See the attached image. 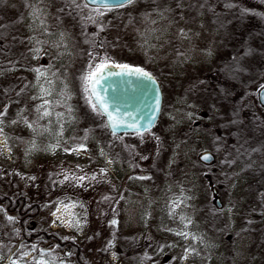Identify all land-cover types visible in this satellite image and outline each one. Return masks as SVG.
Returning a JSON list of instances; mask_svg holds the SVG:
<instances>
[{
	"label": "rangeland",
	"instance_id": "1",
	"mask_svg": "<svg viewBox=\"0 0 264 264\" xmlns=\"http://www.w3.org/2000/svg\"><path fill=\"white\" fill-rule=\"evenodd\" d=\"M83 5L0 0V191L43 199L36 228L90 249L91 264H231L230 251L232 264H249L244 241L229 236L239 178L211 179L220 135L237 118L264 117V6L134 0L97 15ZM105 59L149 72L162 90L137 170L124 153L131 139L112 135L85 98L82 77ZM203 151L212 164L199 160ZM215 209L223 230L209 225ZM7 221L0 212V264H74L48 246L33 249Z\"/></svg>",
	"mask_w": 264,
	"mask_h": 264
},
{
	"label": "trees",
	"instance_id": "2",
	"mask_svg": "<svg viewBox=\"0 0 264 264\" xmlns=\"http://www.w3.org/2000/svg\"><path fill=\"white\" fill-rule=\"evenodd\" d=\"M257 2L264 6V0H257ZM113 10H117V8L110 9V12ZM1 43H3L2 39L0 45ZM259 46L260 44L256 45V48ZM262 111L264 112V110ZM239 119L237 118L236 123L233 124L232 133H227L226 136L220 135L223 139L220 149L213 150L214 153L217 150L222 151L223 157L212 173L211 182L225 185L226 182H223L222 177L226 174L229 179L239 178V188L232 196L230 203L235 209V225L229 236L234 241L238 239L244 241L243 256L246 258V263L264 264V117H255L251 122L244 118ZM146 133L148 131L141 135L136 132L116 135L122 139H131V149H124V153L129 157L128 160L134 164L136 170L135 159H140L147 149L151 148L147 146L148 141L145 139L140 141V138L145 137ZM109 202V199L105 200V204L112 205V202ZM43 204L44 200L33 194L21 191L13 193L0 191V212L8 218V225L15 232L20 230L23 242L32 247L34 245L35 248L40 244L48 246L49 249L67 256L74 264H91L88 255L90 249L78 244L71 237L36 228L35 219L40 214ZM9 217L12 219L9 220ZM208 219L209 225L217 224L221 230L225 227L224 216L218 209L209 212ZM229 254L228 259L232 264L234 254L232 251ZM131 257L135 256L131 255L127 261H130ZM144 257L146 260H152L146 255Z\"/></svg>",
	"mask_w": 264,
	"mask_h": 264
},
{
	"label": "water",
	"instance_id": "3",
	"mask_svg": "<svg viewBox=\"0 0 264 264\" xmlns=\"http://www.w3.org/2000/svg\"><path fill=\"white\" fill-rule=\"evenodd\" d=\"M83 2L84 4L87 3L88 7H98L97 4H92L90 0H83ZM128 68L130 70L136 69V67L133 66H128ZM107 71L109 73H119L124 72L125 70L120 68H110ZM142 71L148 73L151 80L146 79L135 72L125 75H109V79L101 82L103 86L101 94L107 100L109 111L118 112L121 116L125 117L126 121L127 117L131 116L136 120L140 132H145V126H147V130H150L158 120L162 107L163 95L156 78L149 72ZM157 96L159 97L158 101ZM257 100L259 104L264 107V86L257 90ZM103 117L107 124V117ZM107 128L113 133L111 127ZM133 132L135 131L120 127L115 134ZM205 156H207L208 159H204ZM199 160L205 164H212L215 161V157L211 152L203 151L199 154ZM212 191L216 199V205L219 206V201L216 198L217 190L213 186ZM168 258V256H165L163 261L168 260Z\"/></svg>",
	"mask_w": 264,
	"mask_h": 264
},
{
	"label": "snow or ice",
	"instance_id": "4",
	"mask_svg": "<svg viewBox=\"0 0 264 264\" xmlns=\"http://www.w3.org/2000/svg\"><path fill=\"white\" fill-rule=\"evenodd\" d=\"M72 2L75 4L76 0H72ZM90 2L92 4L98 5V7L93 9V11L97 15H103L106 10H110L113 7H123L125 4L133 3L134 0H90ZM83 7L87 8L88 4L85 3ZM88 19H92V17L90 16L88 17ZM89 55L92 56L91 53H89ZM110 68H120V69H124L125 71L119 73H109L107 70ZM132 72H135L136 74L151 80L149 74L143 72L139 68L130 70L128 68V65L109 63L107 59L101 60L95 66L90 65L89 71L82 77L83 89L85 92V98L87 102L90 104L94 112H97L98 115L107 117V124L105 126L111 127L113 131V135H115L116 131L120 127L131 129L135 131L138 135H141L140 128L137 127L136 120L133 119L131 116H128L127 121L130 122H127L125 117L121 116L118 112L109 111L107 100L101 94L103 90V86L101 82L109 79V75H125V74H131ZM158 99L159 97L157 96V101ZM37 110L39 111V109ZM43 115L46 116L49 115V113L45 111ZM144 130L145 131L147 130V126L144 127ZM79 150L81 149H75V151H79ZM204 159H208V157L205 156ZM92 178L94 179L95 177ZM78 179L83 180L84 177H79ZM53 214L55 215V213ZM11 219L12 218L9 217V220ZM177 234L187 237L186 233H177ZM33 249H35L34 245H33ZM13 264H15V261H13ZM38 264H45V262L41 260L38 262Z\"/></svg>",
	"mask_w": 264,
	"mask_h": 264
}]
</instances>
